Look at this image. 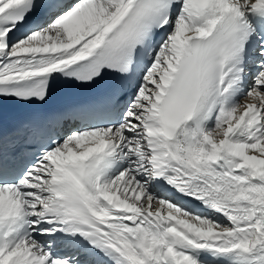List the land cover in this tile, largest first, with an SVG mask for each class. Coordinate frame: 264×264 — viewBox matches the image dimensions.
<instances>
[{"label":"snow or ice","instance_id":"1","mask_svg":"<svg viewBox=\"0 0 264 264\" xmlns=\"http://www.w3.org/2000/svg\"><path fill=\"white\" fill-rule=\"evenodd\" d=\"M0 264H264V0H0Z\"/></svg>","mask_w":264,"mask_h":264}]
</instances>
